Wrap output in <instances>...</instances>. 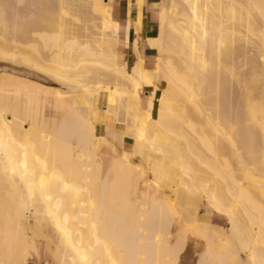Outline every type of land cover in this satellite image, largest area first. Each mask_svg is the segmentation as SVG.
<instances>
[{"label":"bare ground","instance_id":"bare-ground-1","mask_svg":"<svg viewBox=\"0 0 264 264\" xmlns=\"http://www.w3.org/2000/svg\"><path fill=\"white\" fill-rule=\"evenodd\" d=\"M241 1L264 20V0ZM241 1L229 0L221 18ZM113 2L0 1V62L25 68L0 65V77L14 81L11 88L0 81V264H32L31 251L38 256L31 218L55 229L63 264H182L189 234L206 243L196 264H264V195L260 203L246 186L247 176L264 186V45L261 59L245 58L236 71L226 62L233 58L231 35L204 12L209 5L162 0L157 34L146 39L155 52L147 68L143 0L134 1L135 18L124 24L114 19ZM191 3L200 25L189 20ZM130 45L136 60L129 68ZM34 72L62 88L40 87L30 79ZM42 93L63 110L60 122L56 114L46 120ZM193 112L203 116L199 125ZM133 158L174 192V201L143 185ZM190 197L207 204L210 218L187 205ZM179 213L187 225L173 241ZM211 213L226 218L227 230L211 222Z\"/></svg>","mask_w":264,"mask_h":264},{"label":"rangeland","instance_id":"rangeland-1","mask_svg":"<svg viewBox=\"0 0 264 264\" xmlns=\"http://www.w3.org/2000/svg\"><path fill=\"white\" fill-rule=\"evenodd\" d=\"M192 1H195L196 5H198V6L199 5H205V6H208L209 5L208 6L209 8L206 9L207 11L204 10V12H206L207 15L210 13L208 15L209 17L210 16H212V17L214 16V19H213V21L215 20L214 22L219 23L220 21H223V23H220V27L223 28V29H226L228 31V35H231V36H229L230 39L227 38L231 42L228 41L229 42L228 43V46L226 44L225 47H224V44H223V45H219V47L221 49V46H223L225 50H226V46L229 49H231V50L233 49V51L230 50L231 51L230 52L228 50V48H227L228 53H230V55L232 54L231 57H233V58L231 59V61L230 60L229 61L227 60L226 62L227 63H229V62L231 63L232 62L231 63L232 64L231 66L233 68H235L233 65L235 64V66H236V64H237V66H236L237 68H235L236 71L238 69V66H239V68H241L240 67V66H242L241 64H243V63L246 62V59L245 58H247V59L249 57L255 58V56H256L257 58L259 57V59H261L260 52H261V49L263 50L262 44L264 45V41H263L264 39H261V38H264L262 36L263 35L262 34L263 33L262 31L264 29L263 28L264 27L263 26L264 25V20L261 19L262 17L259 14L258 10L256 8H254L253 6L251 7L252 4H248V2L246 0H245L246 2H243L241 0H237V1H241V3H244V4L234 3L235 5H233V3H232V6H233L232 8L233 9H231L229 11V14H228L229 17L228 16H226V17L224 16V18H221V14L224 13V15H225L226 10L229 9V8H227V7L230 6V3L228 2L229 0H192ZM221 3H222V5H221ZM238 4H239V6H238ZM247 4L250 5V8H249V6ZM216 6H218V7L221 6V7H223V9H221V11L220 10L217 11V9H219V8L218 7L216 8ZM240 6H241V8H240ZM242 6H244V8H242ZM186 7L188 9L189 20H192V19L193 20H196L197 25H200L199 19H198L199 12L197 13V11H194L193 3L187 4ZM224 7H226L227 9L225 8L226 9L225 10ZM236 7H238V10H237ZM245 8H249V10L252 11V12H250L252 15H250L249 13L246 14V11H248V9H245ZM242 9H245V10H242ZM221 12H223V13H221ZM244 12H245V14H244ZM197 14H198V16H197ZM209 20H210V18H209ZM209 20H206L205 22H211L212 21V19H211V21H209ZM249 22H251V23H249ZM242 23H243V25H242ZM246 23H248L249 25H251V24L252 25L249 26ZM79 24L80 23L75 22V24H72V26L73 27H77ZM246 25L248 26V28L249 27L250 28L248 29ZM211 32H213V31H211ZM238 32H239V34H238ZM241 36H242V39L243 38H246V40L245 39L241 40L240 39ZM215 38H216V36H215ZM242 47H243L244 50L242 49ZM10 48H12V47H10ZM237 49H239V50H237ZM13 50H15V49H13ZM18 50L20 52H24L25 51V50L24 51L23 50H20V48H18ZM40 50H41V48H40ZM221 50H223V48ZM27 51H30L28 53H30L32 55L34 54L33 56H37L38 57L37 53L36 54L35 53H31V50L30 49H27ZM32 52H34V50ZM40 52H42V50ZM233 53L234 54L236 53V55H234ZM243 56H246V57H243ZM257 58H255V59H257ZM125 59H126V57H125ZM228 59H229V57H228ZM126 61H127V59H126ZM241 62H243V63H241ZM127 63H128V61H127ZM152 64H153V59H152ZM0 65H6V66H9V67L14 66L15 68H13V70H16L17 69V72H22V69H25L24 67L18 66L16 64L14 65L13 63H10V62H5V63L4 62H0ZM225 65L227 66V64H225ZM131 66H132V64H129L128 65L129 68ZM231 66L230 67L228 66V67L229 68H232ZM242 69H243V67H242ZM240 70L238 69V71H240ZM32 75L33 76H30V79L33 80V81H35V82H37L38 85L40 84L39 85L40 87H46V90H49V91L51 90V92H55V88H57V89H59V88L61 89L62 88L59 83L54 82L53 80H51L50 78H48L46 76H41L37 72H34ZM14 77H15V75H14ZM16 77L17 78H20V77L23 78L24 75L23 74H18V75H16ZM248 77H249V74H247V78ZM0 81L3 82L7 88H11L12 83H14L13 80L8 79V78H2V77H0ZM229 81L231 82V87H232L231 88V92H232V94H235L236 95L237 92H239V89L237 87V84H236V82L234 80L233 81L229 80ZM49 85L51 86V88L53 86V88L52 89L48 88ZM262 89H263V87H261V90ZM52 90H54V91H52ZM41 96L44 97L45 99L46 98L47 99L49 98L48 99V103ZM41 96H40L41 97L40 100H41V102H42L43 105L45 104L44 105L45 108H43V110L45 111L44 113H45L46 120L49 121V122H52L53 121V117L56 114L55 117L57 118V121L60 122V120L63 118V115H64V113L62 114L63 110H59L58 108H56V105L54 104V99H53L52 95H45V94L42 93ZM142 97H143V101L142 102H143L144 106L145 107L148 106V96H147V93L144 94ZM261 97H264V95L263 96L261 95ZM193 113L196 114L197 116L194 115V114H192L191 116H194V117H191V119H193L192 121H195V119H196V122H198V125L200 123H202L203 122V118H202L203 116L202 115H199L196 112H193ZM198 116H199L200 119H198ZM55 117H54V119H55ZM184 129H185V127H184ZM186 130H187V128L185 130H183V132L185 134L189 135L188 138L189 139H194L195 138V136L193 137L194 133H192L191 130L188 132L189 129L187 131ZM190 133H192V134H190ZM196 141L198 142V140H196ZM130 146H131L130 145V142H126L125 148L127 147L126 149H128V148H130ZM116 148H117V151L119 153L120 150H121V148L118 146V144H117ZM108 149H109L108 148V145H106L104 147V150L107 151ZM105 151L102 152L103 153L102 155L104 157H108V155L106 156V154H104ZM226 156L228 158V154ZM231 158H229L230 161H232ZM133 161H134L133 162V164H134L133 166L136 167L140 173L143 172L142 173L143 179L141 180V182H143V185L146 183L147 184V187H149V191L150 192L154 190L155 192H158L159 193L158 194V193L152 192V194L154 193L153 195H156V196L158 195L157 197H159L162 200H166V201H170V202L171 201H174V198H175L174 197V192L172 190H169V189L164 188L162 185L158 184V182H156L154 180L152 181L150 175L148 174L147 170L145 169V165L143 164V162H142V160L140 158H133ZM232 167H233V170L237 174H240L239 171H236V168L237 167H236L235 164H234V166L232 165ZM234 167H236V168L234 169ZM147 175H149V176H147ZM149 179L151 181H149ZM246 181H247L246 186L248 188H250V189H254L255 190V194L257 196V199H259L258 201L261 203V201L263 199L261 195L262 194L264 195V186H262L261 184H258L256 182H254L253 179L250 176H247ZM2 190L3 189L0 188V198H2V195H4L3 194L4 191H2ZM257 193H259V194H257ZM188 201H189V202H187V205L188 206H192L193 205V207H195L197 210H199V212L201 214L200 216H202L201 218H203V219L210 218V215H209V210L210 209H209V207L204 202H201L198 197H190L188 199ZM8 205L11 206L12 203L11 202H8ZM179 211L180 210H178V212ZM24 215L25 214L22 213V215H21L22 218L20 220V222H21V229L22 230H24L25 229V226H26L25 225V220H24L26 216L24 217ZM4 218H5V215H4L3 212H1L0 213V220H1L0 223H3V219ZM184 219H186V217H185L184 214L182 215V214L179 213V215H176L175 216V221H178V222H174L175 224L173 223L175 225V226L173 225V227H172L173 241H175V237H177V235H176L177 233L180 234V233H182L185 230V228L183 229V226L185 225L184 224ZM211 222H213L214 224H217V225L225 228L226 230L229 227V224L227 223L226 218L224 216L218 215L216 213H211ZM1 225L4 226L3 224H1ZM186 225H187V223H186ZM186 225H185V227H186ZM30 232L34 234V238L38 241V245H39V253H38V256L36 255V253H34L33 251H31L32 254H31L30 260H33V261H31L32 264H61V263L63 264V261H58L59 263L57 262V259H56V250L59 251V249H57V246H58V235H57L55 229L49 223L36 222V221H33V219L31 218ZM189 236L190 237L188 238V243H187V246L185 248L186 251L183 253V256H182V264H196V263H198L197 261H199V260L201 261L202 260L201 258L204 257V255H205L203 253V251H205V249H206V243L202 239H200L199 237H196V236H194L192 234H189ZM260 251H261V249H260ZM33 253H34V255H33ZM35 255H36V258H35ZM243 258L245 259V256H243ZM66 259L67 258H65V262H67V261L69 262L70 259H67V261H66ZM244 259H242V261H244ZM243 263H245V262H243Z\"/></svg>","mask_w":264,"mask_h":264},{"label":"crops","instance_id":"crops-1","mask_svg":"<svg viewBox=\"0 0 264 264\" xmlns=\"http://www.w3.org/2000/svg\"><path fill=\"white\" fill-rule=\"evenodd\" d=\"M134 1L135 0H114V2H113V17H114V19L116 18V20L118 22H120L121 24H124L127 21L128 17L134 19L135 13H136V7H135ZM129 2H130V4H129ZM161 3H162V0H143V18H142V23H141L140 35L142 38V43L144 44V48L142 50V55H143V57L145 56L144 58L146 61V67L147 68L153 67L152 59L155 55V52L153 50L149 49V47L146 45V39L149 37H153L157 34V30H158L157 17H158V13H159V10L161 7ZM153 32H155V33H153ZM134 36H135L134 30H131L130 42L133 41ZM130 47H131V45H130ZM130 47L125 49L124 54H125L126 59L129 62L128 64H132V66H133V64L135 63V60H136V58H135L136 56L134 55V52H132L133 51L132 47L131 48ZM128 57H130V58H128ZM132 61H133V63H132Z\"/></svg>","mask_w":264,"mask_h":264}]
</instances>
